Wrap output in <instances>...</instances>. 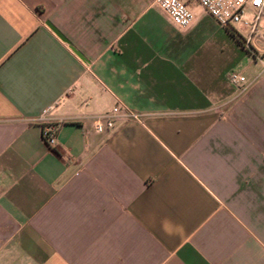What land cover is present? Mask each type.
Here are the masks:
<instances>
[{
	"label": "crops",
	"instance_id": "1",
	"mask_svg": "<svg viewBox=\"0 0 264 264\" xmlns=\"http://www.w3.org/2000/svg\"><path fill=\"white\" fill-rule=\"evenodd\" d=\"M182 1L0 0V264H264V34Z\"/></svg>",
	"mask_w": 264,
	"mask_h": 264
},
{
	"label": "built area",
	"instance_id": "2",
	"mask_svg": "<svg viewBox=\"0 0 264 264\" xmlns=\"http://www.w3.org/2000/svg\"><path fill=\"white\" fill-rule=\"evenodd\" d=\"M196 2L224 27H231L238 22L247 24L249 27V34L246 40H243V45L247 49L255 48L260 50L257 44L253 43L251 39L253 35H256L259 39L262 38L258 29V21L264 14V0H196ZM155 3L169 16L175 25L187 27L191 24L194 15L182 0H155ZM246 3L254 11V14L249 20L244 19ZM262 63H264V61ZM228 80L232 85L240 86L241 89H245L251 83L244 75L235 71L228 74ZM50 108L51 107H47L39 115L38 120L41 122V138L49 147H55L57 145V127L54 124L46 123V114ZM118 112L119 107L114 106L111 113L96 117L94 120V128L97 131H103L105 128L113 127L114 119ZM125 115L137 117V115L131 111H126Z\"/></svg>",
	"mask_w": 264,
	"mask_h": 264
},
{
	"label": "water",
	"instance_id": "3",
	"mask_svg": "<svg viewBox=\"0 0 264 264\" xmlns=\"http://www.w3.org/2000/svg\"><path fill=\"white\" fill-rule=\"evenodd\" d=\"M45 23L51 28V30L56 33L59 38L68 43L69 47L73 50L76 55L83 59L82 54L69 42V40L56 27H54L49 21H46Z\"/></svg>",
	"mask_w": 264,
	"mask_h": 264
},
{
	"label": "rangeland",
	"instance_id": "4",
	"mask_svg": "<svg viewBox=\"0 0 264 264\" xmlns=\"http://www.w3.org/2000/svg\"><path fill=\"white\" fill-rule=\"evenodd\" d=\"M245 11H247V13H245L246 19H250L249 16H252L254 14L253 9L247 3L245 5ZM258 28L260 29L261 34H264V14L259 19Z\"/></svg>",
	"mask_w": 264,
	"mask_h": 264
}]
</instances>
